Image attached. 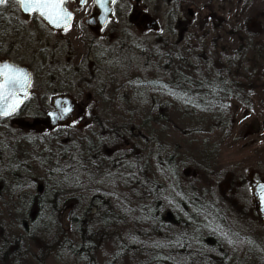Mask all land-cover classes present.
Listing matches in <instances>:
<instances>
[{"label":"trees","instance_id":"obj_1","mask_svg":"<svg viewBox=\"0 0 264 264\" xmlns=\"http://www.w3.org/2000/svg\"><path fill=\"white\" fill-rule=\"evenodd\" d=\"M120 19L121 12L117 6L114 25H119ZM25 20L16 0H8L7 5L0 6V57L19 61V55L26 57L24 49L33 52L37 45L42 44L40 39L34 41V36L27 33ZM25 35L28 37L24 39ZM169 35L158 37L154 43L147 39L133 43L124 40L109 51L105 46L93 44L91 57H88L90 60L74 71H71L72 66L70 70L63 67L66 64L61 62L59 54L50 55L40 50L39 66L35 70L29 67L33 69V83L45 78L42 82L47 86V95L43 99L72 89L70 73L75 72L80 87L84 85L93 89L91 85L95 83L103 87L98 96L103 103L100 113L105 115L101 114L103 118L99 115L93 117L91 127L88 125L87 130H82L83 133L73 126L54 128L55 134L44 143L45 149H54L51 152L53 155H48L53 161L47 158L50 162L43 164L51 166L44 169H55L47 174L53 176L52 181L46 180L42 174H36L34 170L41 168L33 170V164H26V153L22 151L21 145L29 146L30 161L37 163V159L31 156L40 155V147H43L41 138L33 139L22 132L0 130V199L6 195L19 197L22 192L17 193L16 190L24 192L31 188V196L25 199L28 207L22 233L11 243L8 235L3 237L5 251L0 256L2 264L10 260L19 261L18 264L38 260V256L34 258L25 247L27 240L42 245L35 232H30V227L39 226L41 229L43 223L51 224L54 219H60L65 206L70 203H73L72 209L76 210L71 214V229L64 228V225L57 226L60 234L51 240L50 245L51 249L66 254L79 264H86L82 262L87 260L85 255L89 257L98 250L96 239H99L91 227L98 221L106 224L113 217L131 225H137L139 221H149L151 225L157 222V240L149 243L141 238L147 231L130 228L120 244L123 253L134 251L143 255L145 264H264V246L238 230L239 220L232 212L235 204L230 203L229 198L215 196L212 192L201 196L199 191L202 184L182 182L183 166L177 161V154H166L163 145L156 142L152 129H162L171 124L170 116L174 108L179 109L175 111L181 112L182 117L210 115L219 130L230 129L227 102L231 98L241 101L245 89L242 83L245 82L234 79L229 71L234 61L243 57V50L238 49L232 56L214 57L207 52L196 56L192 49L182 48L181 43L175 41L173 33ZM8 38L14 40L11 48L6 46ZM120 55L141 59L142 73L139 69L138 75L131 72L125 79L118 78L111 72L109 63H119L123 59ZM106 71L110 72L107 81L104 78ZM95 73L101 78L97 79ZM105 86L111 91H107ZM40 106L43 110L47 108L44 101ZM23 107L12 116L19 114ZM115 114L118 120H110L108 115L115 117ZM7 118H0V122ZM180 133L182 135L184 132ZM199 134H194L193 141L198 140ZM202 135L205 133L201 132ZM187 141L186 137L183 142ZM129 160L133 161L127 169L135 178L132 182L135 181L134 185L141 187L143 192L137 207L114 193H108L109 199L105 198L106 192L98 185L99 180L107 186L114 184H108L109 180H114ZM154 163L157 174L154 172L148 176L145 167L147 165L148 171ZM56 174L58 179L54 176ZM158 174H167V182H160ZM68 192L76 194L75 197L65 198ZM25 197L22 196V199ZM95 198L103 206H99L97 214L92 215L87 203L93 204ZM172 223L190 229V234H186L187 230H175ZM42 247H39L38 255L51 253L44 249V245Z\"/></svg>","mask_w":264,"mask_h":264},{"label":"rangeland","instance_id":"obj_2","mask_svg":"<svg viewBox=\"0 0 264 264\" xmlns=\"http://www.w3.org/2000/svg\"><path fill=\"white\" fill-rule=\"evenodd\" d=\"M122 2L125 3L127 0H121L119 4L121 23L119 25L111 23L105 30L100 29L93 32L86 25V20L93 14L94 0H87L84 5H80L79 2L75 6L72 5L75 14L74 19L70 28L63 32L51 30L35 15L25 17L27 33L34 36V41L40 39L42 44L37 45L33 52L24 49L23 53L26 57L19 55V61L35 70L39 66L40 50L47 51L51 55L54 49L57 50L58 45L67 46L69 44L72 48L71 62H75L74 65L81 64L80 62L87 56L86 39L92 33L96 36L107 35V41L104 45L107 48L103 47L106 51L111 50L113 46L118 45V42L121 43L124 40L133 43L139 42L140 39H147L154 43L158 37H166L171 33L174 34L175 41L181 43L182 48L192 49V53L196 56L201 55L202 52H207L214 57L232 56L241 48L243 57L233 60L235 63L229 72L234 79L245 82L242 83L245 89L241 101L231 98L227 102L230 110L227 122L231 126L230 129L219 130V127H215L210 115L182 117L181 112L175 111L179 110L177 108L172 110L171 124L162 129L157 127H152V129L156 134V142L163 145L166 154H177V161L183 166L182 182L202 184L199 191L201 196L209 195V192H212L215 193V196L229 198L230 203L233 202L236 207L232 212L239 220L238 230L244 234H249L251 231L250 233L255 236L254 240L264 244V227L259 220L260 214L255 209L257 206L255 189L252 187L254 181L264 183V0H141V11L158 23L157 31L139 30L136 25L139 20L133 11L135 2L131 0L130 3L121 5ZM147 23L145 22L143 25ZM27 37L28 35H25L24 39ZM1 40L2 38H0V42ZM7 40L6 46L13 47L12 41L14 40L9 38ZM12 57L15 56L12 55ZM121 57L123 59L119 63H109L111 72L118 78L125 79L131 72L133 75H138L139 69L142 73L141 59L137 60L128 56ZM14 61L20 64L19 61ZM109 73V71L105 72L106 81ZM95 77L101 78L97 73H95ZM75 78H71L75 81L73 86L80 85L78 79ZM42 79L45 78L42 77ZM42 79L32 82L34 97L29 98V102L19 114L0 122L2 127L0 130L22 132L33 139L41 138L43 143L40 142V144L43 147H40V155L31 156L34 160L37 159V163L30 161L29 152L31 148L29 146L21 145L22 151L26 153V164H33V170L37 167L41 168L34 170L35 173L42 174L41 176L46 177V180L52 181L53 176L50 177L47 174L55 169H44V167H51L44 165L50 162L47 158L53 161V158L48 155H53L51 152H54V149H45L44 143L48 137L56 132L55 127L50 125L47 116V112L51 109L50 107L56 97L52 95L47 98L48 101L43 99V96L47 95V86L42 82ZM96 84L91 85L93 89L83 85V88L79 87V90L69 93L75 103L72 116L77 117L71 126L81 129L80 133L84 132L82 130H87L88 125L91 127L93 117L105 115V113H100L103 103L98 96L103 87ZM105 88L107 91H111L107 86ZM42 101H47V108L44 110L40 106ZM171 105L174 106L172 103ZM108 117L110 120H118L116 114L115 117L110 115ZM134 123L136 122L134 121ZM170 125L176 130H173ZM180 132L184 133L181 135ZM201 132L205 135L201 136ZM196 133H200V137L197 141H193ZM186 137L188 141L184 143ZM203 141L207 142L204 143ZM200 144L207 145L204 147ZM15 150L17 152V149ZM17 156L21 159L19 153ZM131 164L133 161L129 160L124 165V170H121V173L116 175L114 180H109L108 184L110 182H114V184L107 186L106 183L99 180L98 185L106 192L105 198L109 199L108 193H114L120 198L128 199L133 207H137L139 206V197L143 192L141 187L134 185L135 181L132 182L135 178L127 170ZM145 170L147 173L149 172L148 176L154 172L157 174L155 163L148 171L146 165ZM165 176L167 174L160 175L159 181L167 182ZM56 179L58 178L56 177ZM15 192L22 193L19 197L12 195L11 198L6 195L5 198L0 199V256L5 251L2 245L3 237L8 235L9 243L18 239L19 234L22 233L23 222L26 221L25 211L28 207V203H26L28 201L25 199L31 196V188L24 192L20 189ZM24 193L26 194L24 195ZM75 195L68 192L64 197L74 198ZM22 196L26 197L22 199ZM87 206L91 207L92 215H94L97 214L98 207L103 205L98 201V198H95L93 204L87 203ZM141 208L143 209L142 204ZM73 212L76 213V210L72 207H66L61 213V218L54 219L53 223H43L40 226L41 229L38 228L39 226L30 227V232H35V237L42 245L39 242L26 241L25 247L30 251V254L34 258L38 256V260L33 261V263L28 261L27 264H79L77 260H72L66 254L51 249L50 245L51 240L60 234L57 226L64 225V228L71 229L70 218ZM157 226V222L151 225L149 221L146 223L139 221L137 225H131L119 220L118 217H113L106 224L98 221L91 227L92 232L99 239H96V243L99 244L98 250L89 257L85 255L87 260H82V262L84 261L86 264H145L143 255L134 251L123 253L124 249L120 244L126 238L130 228H142L147 231L145 236L141 235V238L149 243L157 240L159 238L156 231ZM172 227L177 231L187 230L186 234H190L188 232L190 229L181 224L172 223ZM249 227L250 231H248ZM1 229H3L2 232ZM70 237L72 238L71 234ZM73 239L75 243V236ZM43 245L44 249L51 251L50 254L38 255L39 247ZM18 262L10 260L7 264H18Z\"/></svg>","mask_w":264,"mask_h":264},{"label":"flooded vegetation","instance_id":"obj_3","mask_svg":"<svg viewBox=\"0 0 264 264\" xmlns=\"http://www.w3.org/2000/svg\"><path fill=\"white\" fill-rule=\"evenodd\" d=\"M95 1V0H94ZM120 1L121 0H116L112 6V9H113V14L112 16L110 17V19L108 21H106L104 24H101L100 21H99V18H100V11L98 10L97 6H96V3H95V9L93 11V14L92 16L86 20V25L90 27V29L92 30L91 32L95 31V30H100V29H103L105 30L107 27H109V25L112 23L114 24V20H115V12H116V7L118 6L119 8V5L120 4ZM131 0H127V2L123 3L121 5H125L127 4L128 2L130 3ZM135 2V8H134V13L136 14L135 17L137 18V21L136 22V25L137 27L139 28V30L141 31H157L158 30V23L155 21V20H152L150 17L146 16V14H143V12L141 11L142 9H140V2L141 0H132ZM79 2V0H68L65 2V4L67 5V9L72 13L73 15V19H74V10H73V7L72 5H76V3ZM80 4V3H79ZM81 5V4H80ZM126 13V12H125ZM24 17H27L25 15H23ZM73 22V20H72ZM145 22H148L146 25H143ZM153 22H156L157 24H153ZM143 25V26H142ZM142 26V28H141ZM52 30V29H51ZM68 30V29H67ZM54 31V30H53ZM58 32H63V31H58ZM105 32V31H103ZM101 32V33H103ZM107 35H100V36H96L92 33V35L89 34V36L87 37L86 39V46H87V56L85 57V59H83L80 63L83 64L85 63V61L87 60H90L89 58L91 57V48L93 46V44H96V46H98V44L104 46L105 45V42L107 41ZM57 50L54 49L53 52H51V54H59L60 56V60L61 62L66 64V66H63V67H66L68 70H70L71 66H72V69L71 71H74V70H77L78 67L81 65V64H75V62H71V56H72V48L70 47V45L68 44L67 46H61V45H58L56 47ZM89 57V58H88ZM4 61H9V62H12L14 64H17V65H20V66H23V67H27L31 73H32V82H33V69H31L29 66H25V64H22L20 62L17 63L15 62L14 60H12L11 58H5V56H1L0 57V62H4ZM22 64V65H21ZM70 75L72 76L71 78H75V77H78V75L75 73V72H71ZM75 84V81L73 79H71V86H72V89L65 92V93H61V94H55V100L53 101V104L51 105V109L47 112V116H48V113H56L58 116V119L55 118L54 120L50 119L49 118V123L52 127H58V126H71L75 120L77 119V117H73L72 114L74 113V110H75V103L73 101V98L70 97L69 93L71 94V92H74L75 90H79V85L77 86H73ZM82 88V87H81ZM71 91V92H70ZM32 86H31V95L29 98L32 97ZM29 98L26 100V102L24 103V105H26L28 102H29ZM66 100L70 103V105L67 104ZM48 101V100H47ZM46 101V102H47ZM69 111V113L67 115H64V112L65 111ZM63 117V120H61ZM260 184H264L263 182H258V181H254L252 182V187L255 189V203H256V210L259 212V217H260V221L262 222V225L264 227V222H263V216H264V203L261 202L260 200V188H259V185ZM73 206V203H70L69 205L67 204L65 207H72ZM248 231H250V227L248 229ZM251 232V231H250ZM250 234V236L254 239V235L253 234ZM254 233V231H252ZM260 245L264 246L263 243H260L258 242Z\"/></svg>","mask_w":264,"mask_h":264},{"label":"snow or ice","instance_id":"obj_4","mask_svg":"<svg viewBox=\"0 0 264 264\" xmlns=\"http://www.w3.org/2000/svg\"><path fill=\"white\" fill-rule=\"evenodd\" d=\"M65 2L66 0H18L25 13L38 15L48 23L67 30L70 27L72 13L67 11ZM95 2L100 9L107 10L109 0H95ZM112 2L114 3L115 0ZM79 3L84 5L87 0H79ZM7 4L8 0H0V5ZM27 86L29 80L25 73L13 65H0V116L8 117L17 112L23 103L21 92L24 97L28 95L25 90ZM259 188L260 200L264 203V184H260Z\"/></svg>","mask_w":264,"mask_h":264},{"label":"water","instance_id":"obj_5","mask_svg":"<svg viewBox=\"0 0 264 264\" xmlns=\"http://www.w3.org/2000/svg\"><path fill=\"white\" fill-rule=\"evenodd\" d=\"M17 2H18V0H16ZM66 1H68V0H66ZM116 1V0H115ZM96 3V2H95ZM19 4V3H18ZM113 2H112V0H109V3H108V5H107V10H102V9H100L99 7H98V5L96 4V6H97V8H98V10L100 11V13H101V15H100V18H99V21H100V23L101 24H104L106 21H108L109 19H110V17L112 16V14H113V9H112V6H113ZM19 9H20V11H21V13L23 14V15H25V16H31V15H33V14H28V13H25L24 11H23V9L21 8V6H20V4H19ZM67 9V8H66ZM67 11H69L68 9H67ZM70 12V11H69ZM71 13V12H70ZM38 16V15H37ZM39 18H40V20L42 21V22H44L50 29H52V30H55V31H66L64 28H62V27H60V28H58V27H56V26H54V25H52V24H50V23H48V21L47 20H45V19H43L42 17H40V16H38ZM72 20H73V15H72ZM72 20H71V22H70V26H71V24H72ZM153 24L155 25V24H157L156 22H153ZM70 28V27H69ZM68 28V29H69ZM3 64H9V65H13L15 68H17V69H19V70H21L23 73H25L26 75H27V77H28V80H29V86H27V88L25 89L26 91H27V93H28V95H27V97H24L23 96V92H21V97L23 98V103L20 105V107H19V109L17 110V112L21 109V107L24 105V103L26 102V100L30 97V95H31V85H32V73H31V71L27 68V67H23V66H20V65H17V64H14V63H12V62H9V61H4V62H0V65H3ZM66 102H67V104L68 105H70V103L66 100ZM69 113V111H65L64 112V115H67ZM15 114V113H14ZM51 114H53V115H50V113H48V117H50V119H52V120H54L55 118H57L58 119V115L56 114V113H51ZM9 117V116H8ZM0 118H6V117H3V116H0ZM61 120H63V117H62V119ZM39 192L41 193L42 192V186H40L39 187ZM263 222H264V216H263Z\"/></svg>","mask_w":264,"mask_h":264}]
</instances>
